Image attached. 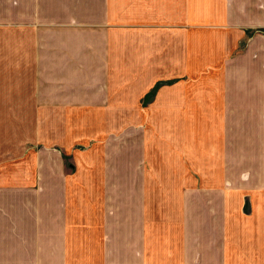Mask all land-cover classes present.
I'll list each match as a JSON object with an SVG mask.
<instances>
[{"label":"crops","instance_id":"0c3cea01","mask_svg":"<svg viewBox=\"0 0 264 264\" xmlns=\"http://www.w3.org/2000/svg\"><path fill=\"white\" fill-rule=\"evenodd\" d=\"M55 1L72 8L53 14L51 0H0V147L26 129L28 114L30 126L39 130L37 144L21 135L15 145L16 151L32 146L29 155L14 160L13 151L0 153L11 161L0 164V222L9 218L11 234L20 231L26 238L32 222L25 216L31 212L40 225L61 233V205L74 201L89 210L83 214L78 207L73 218L77 247L86 250L91 264H264V107L250 106L249 123L221 118L195 134L197 123L184 121L194 111L240 113L236 106L217 104L226 90L194 94L188 86L206 75L199 73L202 66L221 63L215 49L227 53L223 39L212 47L215 55L195 56L194 35L209 32L203 27L252 33L251 80L261 83L264 0ZM260 92L251 96L264 97ZM131 99L154 112L180 115L169 127L168 172L154 166L164 160L162 147L153 157L147 154L127 122L106 139L111 149L99 154L98 172L93 155L84 159L50 147V130L57 123L51 114L63 119L58 122L63 129L68 122L69 134L81 142L107 127L97 125L98 115L130 113ZM162 124L153 132L161 146ZM131 141L142 152L131 153ZM229 151L233 169L227 164ZM8 167L7 175L1 169ZM83 169L88 176H82ZM162 193L166 206L144 205L148 196ZM49 213L54 220L44 222ZM45 232L49 239L50 231ZM1 236L0 264H49L43 243L37 245L41 250H7ZM25 238L11 237V247H23ZM108 241L120 250L109 249Z\"/></svg>","mask_w":264,"mask_h":264},{"label":"rangeland","instance_id":"374dc122","mask_svg":"<svg viewBox=\"0 0 264 264\" xmlns=\"http://www.w3.org/2000/svg\"><path fill=\"white\" fill-rule=\"evenodd\" d=\"M54 8L55 11L52 12L53 14L58 13L61 11L63 13V10L71 9V4L65 3V2H57L55 0H51V9ZM59 17V16H57ZM209 30V32H201L197 35H194V52L196 57H202L201 60L209 58V56H213L214 54V46H218L222 43L223 39H225V42L227 43L226 51L227 53L224 55L221 53V49H215V52L217 53V57L221 59V63L216 67H209V66H202L203 70H201L199 73L206 74L205 76H197L195 81L188 84L191 90H194V94L201 92L204 93L208 90H218L220 93L222 91H225L222 93V97H218L216 99L217 104H224L228 105L230 108L236 106V111L240 113L234 114L233 112L228 114L227 112L225 114H218L215 111L210 110V112L206 113H195V111L190 113L187 117V120L184 119L186 122H193L197 123L196 129H194V134L198 129L204 130V126H206L207 123L213 122L214 125L218 121H221V118H226L228 122L231 123L233 121L232 119L236 117L237 119L242 118L243 123H249V112L250 108L252 106H258L259 109H262L264 107V97H252V94L258 93L260 95V90H264V70H260L259 72L262 73V78L260 80L261 83L252 81L253 78V67L251 66L252 60H250L251 54L249 48V44L252 40V33L247 32H232L228 26H225L224 31H222V28L220 26L215 27H203V29ZM255 29V28H254ZM207 45V46H205ZM210 45V46H209ZM203 46V47H202ZM202 47V48H201ZM207 48V49H206ZM231 64V65H230ZM227 65L229 67V70L227 71ZM201 68V67H200ZM263 71V72H262ZM196 73V74H199ZM226 76L232 77L234 79L233 81H228ZM212 77V78H210ZM210 79V80H209ZM163 83H160V85ZM263 86V87H262ZM229 96V97H228ZM205 99V98H204ZM166 101H170L169 97L165 99ZM206 100V99H205ZM194 101L197 102L198 99L194 98ZM131 102L133 105L130 108V113H124V114H109V115H98L100 118L98 119L97 125H104L107 127L99 128L98 132L94 131L93 133H90L89 136L85 139H81V142H77V137L71 136L68 132L69 129V123L65 121V128L63 129L62 124L58 123L59 121L63 123V119L59 117L57 113L55 115L51 114V120H56V122L52 127L55 126L54 129L50 130V142L51 148L56 149L57 151H67L71 155H79L83 157L84 159L86 156H91L97 158V164L93 166V171L98 172L101 169V159H99V154H102L103 156H106V151L108 149H111L109 146L108 149H106V139H109L110 135L115 133L116 131H121V127L127 122L130 127V134L134 135L135 137L141 138V143L143 142L146 148H143L144 151L146 149V153H151V156L153 157V153L157 147H162V151L164 153L163 158L164 160H159L158 163L155 161L154 166H156L159 170H162V172H168L170 169V160L168 156V151L166 146L168 145V141L171 140L170 137V129L171 123L176 124V120L180 118L179 114L168 112H154L152 107H145L144 105L138 106V100L137 99H131ZM135 103V104H134ZM1 104H5V101H1ZM252 105V106H251ZM251 106V107H250ZM227 109V108H226ZM238 109V110H237ZM20 112H23V108H19ZM27 115V113H26ZM30 118H28L29 125L27 124L25 127V130H19L17 137L14 138L13 136H10L9 140H7L1 147H0V153L3 152V150H7L8 153H11L13 151V159L14 160H20L23 157L29 155V153H32L30 150L31 147H23L24 149H19L18 151L15 150V145L20 144L21 141L19 140V137L21 135L23 136H31L35 143L38 141L37 134L39 133V130L35 128H32L30 126L32 124V115H29ZM81 118L84 120L88 115H80ZM185 117V115H184ZM230 119V120H229ZM160 123H164L161 125L162 131L161 134H165L162 137L163 145H159L156 141L154 143V130L157 127H160ZM126 124V125H127ZM173 124V126H175ZM113 131V133H112ZM119 131V132H120ZM14 133V131H12ZM16 132V131H15ZM98 134V135H97ZM193 134V135H194ZM97 135V136H96ZM90 136H95L90 137ZM121 136V135H119ZM112 137V136H111ZM196 139V137H194ZM17 139V140H16ZM168 140V141H167ZM130 143L131 153H137L142 152V149H138L137 142ZM148 144V145H147ZM96 145L98 147L103 148V152L101 153L100 148L96 149ZM143 145V144H142ZM150 146V147H149ZM133 147V148H132ZM185 147V146H184ZM138 149V150H137ZM4 153V152H3ZM93 153V154H92ZM110 153V152H109ZM86 156H83L85 155ZM18 155V156H16ZM194 156L198 157L199 155L195 152ZM227 164L231 165L233 162H235V158H233V152L229 151L227 152ZM233 158V161H231ZM4 157H0V160H2L1 167L5 165L6 163H11V161H4ZM203 159V158H202ZM201 159V160H202ZM6 160V159H5ZM103 160L105 158L103 157ZM216 160V159H215ZM68 161V160H67ZM201 165V162H200ZM102 167H105V161L102 164ZM9 168H2L1 171H5V173L8 175ZM72 168V167H70ZM166 168V169H165ZM230 168V169H231ZM227 166V171H229ZM81 169H79L78 172H80ZM82 176H88L86 173H89L88 170L83 169ZM52 176V175H51ZM95 178V175H93ZM84 180V179H83ZM94 180V179H93ZM145 186H149V182L147 181L145 183ZM79 193V194H78ZM156 193H161L159 191H156ZM165 193V192H163ZM161 194L159 196L151 197L145 199L144 205H154V204H161L162 206H166L168 201H164L163 196L164 194ZM80 197V191L77 189V198ZM159 197V198H158ZM164 201L163 203L161 201ZM77 202V201H76ZM64 205V206H63ZM82 206H84V203H74V201L67 202V204H62L61 208L63 210V216L60 218L61 223H64L65 228H61V233H53L55 228H51L49 225H40L39 219H35L33 217L32 213L29 212L28 215L25 216L29 221H31L32 226L30 228V233L28 236L23 237L20 231L17 232V234L10 232V222L9 218L5 221L0 222V233L3 235L2 239L4 242L3 247L4 249H27L35 251L39 249L37 248V245L40 243H43L44 250L49 251V264H91L90 261L92 260L91 257L87 256V252L85 249L77 247L79 245L78 241V235H77V223L76 226H74V218H73V210L77 209L78 207L80 212L83 214L89 212L88 208L87 210ZM250 200L249 196H246L245 198V211H250ZM165 214V211H162V215ZM197 213H195L196 216ZM49 217L44 219V222H50L51 220H54L53 214L49 213ZM189 217L191 218L190 214ZM25 223V222H24ZM44 224V223H43ZM186 225L188 222L185 223ZM50 227V229H49ZM46 228L48 229L49 233V239L46 238ZM191 228V227H190ZM189 228V229H190ZM18 237L22 239H26V242H24L23 247H18L15 245H12L9 242V239L11 237ZM44 238L43 241L41 239ZM103 240H106L108 237H103ZM11 240V239H10ZM110 242V244H109ZM92 241L87 244L88 248L92 249ZM108 248L109 249H119L120 246L116 242L108 241ZM41 250V249H39ZM84 253V255H83ZM58 255H62L61 257H58ZM81 258L79 259V257ZM93 264V263H92Z\"/></svg>","mask_w":264,"mask_h":264}]
</instances>
